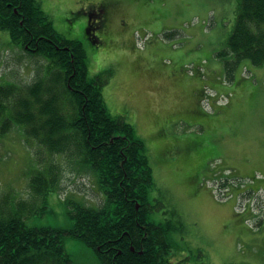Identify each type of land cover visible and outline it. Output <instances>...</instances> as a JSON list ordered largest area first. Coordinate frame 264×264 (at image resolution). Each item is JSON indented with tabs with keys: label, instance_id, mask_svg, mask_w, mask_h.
I'll return each instance as SVG.
<instances>
[{
	"label": "rangeland",
	"instance_id": "rangeland-1",
	"mask_svg": "<svg viewBox=\"0 0 264 264\" xmlns=\"http://www.w3.org/2000/svg\"><path fill=\"white\" fill-rule=\"evenodd\" d=\"M40 1L59 34L81 41L88 76L106 79L102 95L108 111L130 123L142 139L154 182L149 197L159 202L151 217L179 226L174 232L178 247L171 250L170 261L264 264V189L253 186L264 174L244 176L261 169L264 160V115L255 114L254 105L247 102L264 98V67L241 61L230 70L217 54L226 47L238 0ZM99 2L110 6L112 18L97 30L96 41L86 31L87 12ZM139 27L143 32L134 29ZM132 33L135 47L146 52L142 64L132 53ZM46 64L0 31L2 85L29 84ZM228 103L239 116L236 123L230 122L243 144L230 138ZM189 106L191 112L185 110ZM217 134L223 149L213 143ZM38 150L19 127L0 136V193L34 203L29 176L36 168L59 165L52 170L59 184L45 202L34 204L44 206L41 211L24 220L30 226L66 227L64 199L97 206L102 195L89 172L45 150L39 156ZM241 216L246 217L244 223L237 219ZM64 247L73 264H101L76 238L66 236Z\"/></svg>",
	"mask_w": 264,
	"mask_h": 264
},
{
	"label": "trees",
	"instance_id": "trees-1",
	"mask_svg": "<svg viewBox=\"0 0 264 264\" xmlns=\"http://www.w3.org/2000/svg\"><path fill=\"white\" fill-rule=\"evenodd\" d=\"M100 21L88 24L94 40ZM2 30L47 64L29 84L0 83V136L21 128L40 147L37 155L45 150L89 172L102 200L90 206L64 199L66 227L27 225L24 216L41 211L44 206L34 204L45 202L59 184L52 172L59 165L36 168L27 180L34 203L0 193V264H73L66 236L82 241L101 264H178L170 256L178 247L174 232L179 226L151 217L159 202L149 197L154 182L146 147L130 123L108 111L102 95L106 79L88 76L81 41L59 34L40 0H0ZM217 54L230 70L241 61L264 67V0H238L226 47Z\"/></svg>",
	"mask_w": 264,
	"mask_h": 264
},
{
	"label": "crops",
	"instance_id": "crops-1",
	"mask_svg": "<svg viewBox=\"0 0 264 264\" xmlns=\"http://www.w3.org/2000/svg\"><path fill=\"white\" fill-rule=\"evenodd\" d=\"M138 24H143V23H138ZM114 27H116V24H114ZM135 30H139V32L141 33V32H143V30L141 29V27H139L138 29L137 28H134ZM132 36V38H131V40H130V44H131V48L133 49V51H132V53L133 54H138V63L139 64H142V63H144V62H146V58H145V55L144 54H146V52H143L142 50H140L139 48H137V47H135V44H134V35H133V33L131 34ZM143 58V59H142ZM147 58H149V57H147ZM176 70H179V69H176ZM256 88V87H255ZM260 91H262L261 89H260ZM194 92V91H193ZM192 92V93H193ZM193 95V94H192ZM194 96V95H193ZM232 96V95H231ZM234 98H245V97H241V96H239V95H234ZM247 102H250L251 104H253L254 105V110L253 111H255V114H263L264 115V98H254L253 100H249L248 99V101ZM233 110H234V112H233ZM227 112H230L231 113V116H230V118H228L229 119V124H230V138H231V140H232V138H233V136H235L236 138H237V141L239 142V137L236 135V133H235V128H234V126H233V124L231 123V122H233V123H236L239 119H237V117H239L238 116V114H237V111L233 108H231V107H229V109H228V111ZM187 116H192V114H189V115H187ZM224 117H225V115H223ZM189 118V117H188ZM194 119V118H193ZM213 119H215L214 117H213ZM231 121V122H230ZM225 123H227V121H225ZM215 124V123H214ZM230 140V141H231ZM241 141H242V144L245 142V141H243L242 139H240ZM213 143L217 146V147H221L222 149H223V138L221 137V138H218V134H217V137H215V139L213 140ZM262 169V170H261ZM261 169H252L249 173H247V174H244V176H247V175H254L255 173H257V172H260V173H262V174H264V160L263 159H261ZM253 186H254V188H257V189H264V178L263 179H258V180H256V181H254V184H253ZM195 187H196V185H195ZM193 191H194V188H193ZM193 192H191V195L189 194V196H193V194H192ZM208 193H209V191H208ZM220 203H222V202H220ZM219 206H222V205H220V204H218ZM228 205H229V203H228ZM235 205V204H234ZM230 206V205H229ZM231 208H233L234 206H230ZM245 218L246 217H240V218H237V219H239L240 221H242V223H244L243 221L245 220Z\"/></svg>",
	"mask_w": 264,
	"mask_h": 264
},
{
	"label": "flooded vegetation",
	"instance_id": "flooded-vegetation-1",
	"mask_svg": "<svg viewBox=\"0 0 264 264\" xmlns=\"http://www.w3.org/2000/svg\"><path fill=\"white\" fill-rule=\"evenodd\" d=\"M87 15H89V20H88V24L93 21L94 23L98 22V20H101L100 22L102 23V29H104L105 27H107L111 21L112 18V11L110 9V6H108V4L104 3V2H99L96 5H91L90 6V10L87 12ZM105 17V19H104ZM88 24H87V30L88 29ZM97 28L98 27H94L93 28V35H95L96 37V41L98 40L97 37Z\"/></svg>",
	"mask_w": 264,
	"mask_h": 264
}]
</instances>
